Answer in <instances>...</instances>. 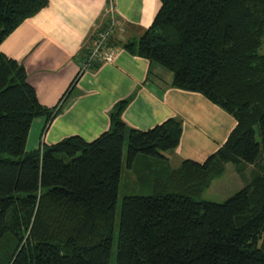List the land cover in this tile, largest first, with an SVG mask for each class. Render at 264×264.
I'll list each match as a JSON object with an SVG mask.
<instances>
[{
	"label": "trees",
	"instance_id": "16d2710c",
	"mask_svg": "<svg viewBox=\"0 0 264 264\" xmlns=\"http://www.w3.org/2000/svg\"><path fill=\"white\" fill-rule=\"evenodd\" d=\"M159 1L152 24L121 47L171 72L173 88L201 94L236 128L203 164L183 160L150 195L123 197L115 264H264V0ZM48 5L0 0V44ZM128 103L112 107L109 128L90 143L74 136L27 152L32 120L49 124L59 108L42 106L24 67L0 51V264H110L125 147L127 165L165 158L182 134L177 118L130 128ZM229 163L255 174L226 201H201Z\"/></svg>",
	"mask_w": 264,
	"mask_h": 264
},
{
	"label": "crops",
	"instance_id": "0c3cea01",
	"mask_svg": "<svg viewBox=\"0 0 264 264\" xmlns=\"http://www.w3.org/2000/svg\"><path fill=\"white\" fill-rule=\"evenodd\" d=\"M48 2L0 44L1 53L24 67L40 104L59 108L49 124L45 116L32 120L27 152L74 136L90 143L109 128L112 107L127 99L122 120L135 130L147 131L169 118L182 120L180 143L174 154H165L173 161L172 170L183 160L203 164L227 141L236 128L231 115L201 94L173 88L171 72L121 47L152 24L161 7L159 0ZM110 25L112 32L98 58L86 72L79 73L98 33ZM109 53L113 57L106 62L103 57ZM145 159L137 158L127 166L134 171L137 160ZM231 165L230 173L242 183L248 184L255 174L254 165Z\"/></svg>",
	"mask_w": 264,
	"mask_h": 264
},
{
	"label": "rangeland",
	"instance_id": "374dc122",
	"mask_svg": "<svg viewBox=\"0 0 264 264\" xmlns=\"http://www.w3.org/2000/svg\"><path fill=\"white\" fill-rule=\"evenodd\" d=\"M260 55H264V42H262L260 49L258 50ZM58 107V106H57ZM127 146L124 149L123 155V169L121 172V180L119 182V191L117 196V204L115 209V219H114V229H113V241L112 250L110 254V264L116 263L117 254V237L119 230V219L121 215V204L123 197L127 196H138V195H150L153 191L152 185L153 181L158 178H164L169 173L167 170L174 168L173 161H169L166 158H153L145 157L142 155L137 156V158H146L144 161L137 160L136 168L131 171L127 166ZM136 158V159H137ZM168 163H164V161ZM233 165L229 164L227 166L224 175L220 176L218 179L211 183V186L200 196L201 201H212L215 203L224 202L231 197V195L240 191L241 188L246 186V183H242L234 179V175L231 172ZM158 177V178H157ZM244 180V179H243ZM244 182V181H243ZM2 249L4 248L1 247ZM6 249L11 251L13 249L12 244H9ZM1 252V251H0Z\"/></svg>",
	"mask_w": 264,
	"mask_h": 264
},
{
	"label": "built area",
	"instance_id": "2783aa9c",
	"mask_svg": "<svg viewBox=\"0 0 264 264\" xmlns=\"http://www.w3.org/2000/svg\"><path fill=\"white\" fill-rule=\"evenodd\" d=\"M112 25L108 26V28H106V30H103L101 32L98 33L97 36V43L95 45V47L93 49L90 50V54L87 56V59L81 63V69L79 71V73H84L88 70V68L91 66V62L96 60L99 56V52L100 49L105 45V43L107 42L106 40L109 38L110 33L112 32L111 29ZM112 54H105L104 55V61L106 62H110V60H112Z\"/></svg>",
	"mask_w": 264,
	"mask_h": 264
}]
</instances>
